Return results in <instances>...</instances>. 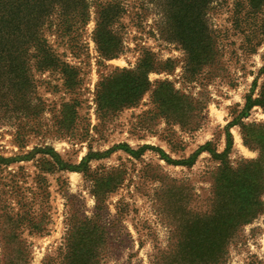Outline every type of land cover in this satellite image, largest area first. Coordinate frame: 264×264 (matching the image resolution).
Listing matches in <instances>:
<instances>
[{
    "label": "rangeland",
    "instance_id": "rangeland-1",
    "mask_svg": "<svg viewBox=\"0 0 264 264\" xmlns=\"http://www.w3.org/2000/svg\"><path fill=\"white\" fill-rule=\"evenodd\" d=\"M86 1L90 5V18L85 27L66 37L56 34V27L46 32L49 45L60 59L79 71L81 88L68 92L58 72L35 73L36 96L45 110L41 122L25 124L21 130L23 138L17 137L15 126L0 124V264H10L6 259L10 252L11 255L18 250L23 253L18 241L24 243V250L26 247L27 264H62L66 254V219H73L76 232L74 224L79 214L85 218L94 213L96 202L88 176L112 169L121 173L123 182L107 198L111 216L103 224L109 229V239L99 264L173 262L180 251V234L196 231L194 228L184 231L183 227H193L195 218L211 209L213 175L220 162L211 153L202 152L192 166H174L156 151H146L136 157L118 146L137 149L149 145L160 148L177 161L189 159L208 142L218 153L224 152L230 111L244 104L243 96L253 81L252 73L256 74L263 66L264 45L257 55L248 59L241 45L252 26L261 24L264 29L261 21L264 8L263 15L253 20L246 15L250 8L241 11L238 6L242 0H217L207 15L209 27L221 33L227 56L236 53L240 60L238 65L229 62L230 67L237 68L234 88L224 86L216 90L210 85L205 89L210 101L201 127L189 132L175 126L173 134L158 116L147 128H136L138 120L148 111L155 112L150 91L139 105L116 114L108 128L97 134L98 84L116 69H135L144 53L154 55L160 69L172 67L173 70L149 74L152 84L168 80L175 89L195 97L203 87L202 78L193 84L183 81V52L180 46L162 37L164 19L159 0H115L123 8L116 27L125 51L108 61L99 58L93 34L97 19L95 6L109 0ZM237 17L243 20L239 22ZM79 43L84 47L80 53L71 45ZM168 60L172 64L163 66ZM72 100L81 102L75 133L83 136L87 126L89 129V136L83 139L59 133L60 110ZM244 122H264V112L256 107ZM230 132L233 137L230 164L236 166L241 159H255L257 154L243 146L239 127L231 128ZM168 140L170 145L166 143ZM48 149L60 157L63 171H53V167L46 165L48 171L41 173L43 155L40 152ZM90 157L93 159L87 162ZM2 159L7 161L1 163ZM85 161L86 167H83ZM42 177L48 182L49 197H45L43 184L39 182ZM27 219L34 222L33 228ZM244 238L243 242L229 247L226 264H264V215L245 227ZM6 242H10L7 247Z\"/></svg>",
    "mask_w": 264,
    "mask_h": 264
},
{
    "label": "trees",
    "instance_id": "trees-1",
    "mask_svg": "<svg viewBox=\"0 0 264 264\" xmlns=\"http://www.w3.org/2000/svg\"><path fill=\"white\" fill-rule=\"evenodd\" d=\"M159 2L164 19L162 37L166 42L180 46L183 52L182 79L187 84H193L202 78L200 85L203 90L195 97L175 89L168 80L152 84L149 74L171 73L173 70L172 67L160 69L154 55L144 53L135 69H116L98 84L95 99L99 120L95 128L97 134L103 132V128H108L116 114L139 105L150 91L155 112L148 111L145 117L138 120L136 128H147L159 116L173 134L172 128L175 126L181 131H197L204 121V113L210 101L205 89L210 85L216 90L224 86L234 88L236 85L233 81L236 80L237 68L230 67L229 62L238 65L240 58L236 53L227 56V47L221 33L208 24L207 15L217 0ZM238 6L242 8L241 11L245 7L250 8L246 15L255 20L263 15L264 0H242ZM95 7L97 19L93 40L98 56L103 61L116 59L125 51L116 27L123 8L115 0L97 3ZM89 10L90 5L86 0H0V124L15 126L18 138L24 137L21 132L23 126L28 122L40 123L45 111L36 96L35 73L58 72L68 92L81 88L79 71L60 59L49 45L46 32L56 27V34L71 36L88 24ZM237 20L241 22L243 19L237 17ZM261 21L263 24L264 17ZM252 27L241 45L247 59L257 55L264 45V29L261 24ZM71 45L78 53L84 50L81 43ZM261 61L263 66L256 74L252 73L253 81L243 96L244 104L236 105L233 112L230 111L231 120L226 126L224 152L218 153L208 142L200 146L189 159L177 161L160 148L149 145L137 149L128 145L118 146V149L136 157L146 151H156L163 160L174 166H192L202 152L211 153L213 159L220 162L213 175L211 209L195 218L193 227H183L184 231L194 228L195 234H180V251L170 264H226L229 247L243 242L245 227L264 215V122H244L254 108L258 107L264 112V80L261 82L264 79V51ZM171 64L172 61L168 60L163 66ZM80 105L79 100L62 105L57 122L60 135L81 139L89 136L88 126L83 136L75 133ZM234 127H239L243 146L257 154L255 159H241L236 166H232L228 159L233 149L230 130ZM166 143L170 145L169 140ZM40 153L43 155L41 173L48 171L46 165L53 167V171L64 170L60 157L52 149ZM91 159L88 158L87 162ZM5 161L2 159L1 163ZM85 165L86 161L83 167ZM88 179L93 185L91 193L96 202L94 213L92 217L85 218H80L79 214V220L74 224L78 229L76 232L73 230V219H66V254L62 264H99L102 252L107 247L109 229L103 224L111 216L107 198L122 184L123 179L116 169L108 173L96 172L88 176ZM39 182L43 184L45 197H49L47 180L42 177ZM25 221L34 227L32 220ZM7 244L10 245V242L4 246L7 247ZM18 245L23 248V253L20 254L18 250L11 255L10 252L6 259L10 264H17V261L19 264H27L26 247L24 250V243L20 241Z\"/></svg>",
    "mask_w": 264,
    "mask_h": 264
}]
</instances>
